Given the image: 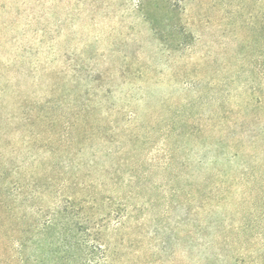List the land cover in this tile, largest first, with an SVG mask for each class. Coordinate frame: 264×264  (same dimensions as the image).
Segmentation results:
<instances>
[{
    "label": "rangeland",
    "instance_id": "374dc122",
    "mask_svg": "<svg viewBox=\"0 0 264 264\" xmlns=\"http://www.w3.org/2000/svg\"><path fill=\"white\" fill-rule=\"evenodd\" d=\"M0 264H264V0H0Z\"/></svg>",
    "mask_w": 264,
    "mask_h": 264
}]
</instances>
